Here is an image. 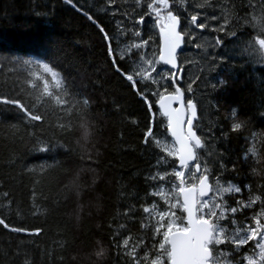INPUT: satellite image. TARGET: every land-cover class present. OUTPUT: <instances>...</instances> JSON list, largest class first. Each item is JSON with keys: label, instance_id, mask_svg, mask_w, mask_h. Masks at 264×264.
Returning a JSON list of instances; mask_svg holds the SVG:
<instances>
[{"label": "trees", "instance_id": "16d2710c", "mask_svg": "<svg viewBox=\"0 0 264 264\" xmlns=\"http://www.w3.org/2000/svg\"><path fill=\"white\" fill-rule=\"evenodd\" d=\"M115 1L118 5L113 0H72L102 31L63 0H0V98L20 99L26 107L35 101L36 110H29L44 116V121L29 123L18 108L0 104V219L10 228L27 229L17 233L0 226V264H130L117 244L128 236L133 238L130 243L143 241L145 247L139 249L143 256L158 239L147 226L154 221L143 209L153 203L164 205L150 193L166 182L146 178L173 170L171 164L157 166L161 157L174 159L161 145V140L171 137L166 118L156 106L158 97L148 95L152 108H147L136 91L143 92L144 85L138 80L133 88L122 74H133L142 49L132 48L123 61L119 59L122 45L126 48L136 42L133 31L147 29V4L152 0ZM185 3L180 6L182 13H200L198 23L204 22L205 14L223 13L231 20L226 30L236 31L239 37L213 31L224 20L209 19L203 30L211 35L213 51L202 64L196 62V68L185 66L183 84L187 95L197 101L201 112L197 129L212 153L202 151L201 156L213 175L219 174L217 161L222 160L229 171L221 180L241 187L232 206L240 199L247 203L250 195L264 199V59L258 44L255 49L247 47L257 36L264 38L258 27L251 26L253 16L264 15V6L261 0ZM200 4L205 7H197ZM121 30L128 33L120 35ZM148 30L160 43L157 29ZM104 32L117 56L116 65ZM217 37L223 44L217 43ZM30 59L41 64L24 63ZM43 63L61 74V89L43 71ZM39 76L48 79L49 90L68 105L49 103ZM165 86L168 91L174 88ZM149 87L156 92L160 86L149 82ZM84 99L89 101L87 107L77 105L67 114L74 100ZM69 123L72 130L62 134L57 125ZM236 123L242 124L240 130H233ZM149 129L154 136L145 144ZM57 140L65 145L63 149L42 151ZM260 207L258 202L235 218L242 226L252 224L251 217ZM37 229L39 234H32ZM102 249L104 254L98 256Z\"/></svg>", "mask_w": 264, "mask_h": 264}, {"label": "snow or ice", "instance_id": "6c2138e0", "mask_svg": "<svg viewBox=\"0 0 264 264\" xmlns=\"http://www.w3.org/2000/svg\"><path fill=\"white\" fill-rule=\"evenodd\" d=\"M68 3L71 4L72 0H68ZM137 3H139V0H137ZM181 3H184V0H181ZM261 5L264 6V0H261ZM249 6L254 7L251 4ZM197 7L204 8L205 5L200 4ZM174 8L176 6L170 3V0H152L151 3L147 4L146 14L149 17V23H152L151 17L155 16V22L159 24L160 31L164 36V48L159 55L158 61L155 59L145 60L141 57L142 64L132 69L133 74L125 76L133 88H135L138 80L144 85L145 90L143 92L139 88H136V91L147 102V108H152V102L148 101V95L158 97L157 103L163 115L168 118V128L171 130V136L175 140V143L171 147L164 146L167 156L174 159L169 161L167 158L161 157L157 160V166L171 164L173 170L165 172L163 175L157 171L146 179L168 182L169 177H171V181H174V183L170 182L168 189L158 186L157 191L150 193L152 197L158 196L163 200L166 205L164 210H160L159 205L156 203H153L151 207L143 209L148 214L150 221L153 216L155 217L154 224L150 223L147 225L152 227L153 236L158 238L154 240L152 248L145 255L139 256V249L145 247V245L143 241L130 243L133 239L131 236L124 238L120 244H117V247H122L125 250L123 254L130 258V264H142V262L144 264H165L166 261L168 264H264V199L261 196L250 195L247 203L243 199L236 200L235 204L237 206L235 207L228 203L226 197L231 198L237 194H241L242 189L230 181L226 183L221 182V176L229 171L222 160L217 161V171L219 174L213 175L212 169L207 165V161L199 154L203 151L208 156L212 155L211 152H208L205 142L194 130L193 121L197 119L196 104L189 100L188 107L190 112L185 109L184 89L177 83L183 79L181 74L184 71L179 66L177 50L185 43V35L191 31L192 27L203 30L208 27L209 19H223L224 23L220 24L219 28L213 29V31H224L226 36L235 37L236 39H239V37L236 31L226 30L231 21L223 13L220 16L212 15L211 17L205 14L204 22L199 23L197 21L200 19V13L186 16L183 22L184 28L182 29L181 15L176 14ZM251 19L254 21V24L251 26L258 27L260 32L264 33V15L259 19L255 16ZM137 23L140 25L144 24L143 15ZM101 30L103 31V29ZM126 34L125 31H120V35ZM133 34L135 37L141 36L139 31H133ZM104 35L108 39L107 32H104ZM192 38L194 39L195 37ZM217 43L223 44V41H220L219 37H217ZM147 44L148 40H143L142 43L127 46L120 52L119 59L123 61L126 53L130 52L132 48L139 50L146 47ZM257 44L259 45L258 50L261 58L264 59V38L257 36L247 47L255 49V45ZM196 47L199 48L200 45H196ZM109 52H112L110 39ZM112 60L115 63L117 56L113 55ZM161 62L163 65H170L171 67L167 69L161 67L160 71H157V65ZM24 63L40 65L41 61L30 59L25 60ZM42 68L45 73L51 74L56 88L61 89L63 82L58 79L61 74L54 71L49 66V63H43ZM117 71L122 72L118 65ZM153 73L156 75L154 76ZM38 78L43 80V95L49 98V103L54 102L56 105H68V101L62 100L61 95L49 90L48 79H45L43 76H39ZM149 82L157 86H163L162 82H165L167 85L175 84V90L168 93V88L165 86V94L163 95L158 90L152 92ZM32 87L35 88L36 85L33 84ZM191 90V85H189L188 91L190 92ZM63 94L65 96L68 95L66 87L63 88ZM176 101H179L180 106L173 108L172 103ZM0 104L18 108L25 115L29 123L44 121V116L34 114V111L29 110V107L36 110L37 104L35 101L31 102L29 107H26L25 103H22L20 99L0 98ZM77 105L84 108L89 105V101L87 99L83 101L74 100L68 106L67 114L71 115V108H75ZM57 127L61 130L62 134H67L72 130L70 123L58 124ZM241 128V123H236L233 126V130H240ZM153 136V132L149 129L146 133L145 144L148 143V138H153ZM42 143L44 142L42 141ZM154 143L157 146L160 145L159 140H155ZM64 147L65 145L57 140L55 143L49 144L48 147L42 149V151L55 152L58 148L63 149ZM177 159L180 170H175V161ZM210 176L212 177L211 180ZM246 188L251 192L250 186H246ZM169 192L171 195H169ZM258 202L261 205L260 211L251 217L254 223L242 226L236 220V215L238 213L242 214L245 209L253 208ZM0 226L17 233L27 231V229L23 228H10L4 219H0ZM39 232L40 230L37 229L32 234L38 235ZM116 235L119 236V230H117ZM250 242H255L251 249V254L243 255L239 259H236L235 256ZM221 246L231 248L232 251H225ZM103 254V249L97 253L98 256H102ZM153 255L154 258H152Z\"/></svg>", "mask_w": 264, "mask_h": 264}, {"label": "rangeland", "instance_id": "374dc122", "mask_svg": "<svg viewBox=\"0 0 264 264\" xmlns=\"http://www.w3.org/2000/svg\"><path fill=\"white\" fill-rule=\"evenodd\" d=\"M113 1L117 4V2L115 0H113ZM185 1L186 0H184V3H181V0H170V3H173L176 6V8H174V10L176 11V14L182 15L184 18L186 16H190V15H184L182 13V11H181V8H180V6L186 5ZM111 4H112V7L111 8H113V6H115V4H113V2H111ZM111 8L109 10L112 13L117 14V12H116L117 9L115 11H113V10H111ZM118 13H119V11H118ZM203 18H204V16H203ZM122 19H123L122 20V25L125 26L126 25V22L124 21V18H122ZM151 19H152V23H147V29L144 28L141 31H139V27H137L135 29L136 31H139L141 33V36L140 37H137L136 42L131 43V44L142 43L143 40H148L147 46L144 47V48H142V55L140 56V58L137 59L136 64H135V68L138 65H141L142 64L141 57H143V59H145V60L146 59H155V60L158 61V56H159V53H160V43L157 42V40H156L155 37H152L149 34V30H148V29H150V27H155L156 18H155V16H152ZM210 21H211V19H210ZM132 36H134L133 33H132ZM186 36H187V39H188V44L191 45V49H189V51L183 52L181 54V60H184L185 61V65L187 64V66H189L191 68L196 62H199L200 61L201 64H202V60H203L202 58L205 59L208 56H210L209 53H210V51H213V47H215V45H213V41H211V35H209L205 30L196 29L195 27H192L191 31L188 32L186 34ZM192 36L195 37V38L193 39ZM131 44H129V45H131ZM194 45L195 46L196 45H200L199 50H197V51L196 50H192V48H194ZM111 49H112V47H111ZM124 49H125V47H122V50H124ZM131 51H132V49H131ZM110 55H111V57L113 55H115L114 52H113V49H112V52L110 53ZM161 67H163L164 69H167L164 65H162L161 63H159L157 65V71H160ZM193 68H196V67L193 66ZM153 75L155 76L156 74L153 73ZM162 85H167V84H165V82H162ZM159 92L162 95L164 94V87L163 86H160L159 87ZM161 142H162V146L163 147L165 145L171 147L174 144L173 140L171 141V140H167V139H163V140H161ZM176 170H180V169H176ZM170 182L171 183H174V181H169L167 184H164L161 187H164L165 189H168L170 187ZM169 195H171L170 192H169ZM172 202L174 203V201H172ZM165 208H166V205L165 204L163 206L162 205L159 206V209L160 210H164ZM178 214H179V212H178ZM152 220L155 222V217L154 216L152 217ZM167 263L168 262L166 261L165 264H167Z\"/></svg>", "mask_w": 264, "mask_h": 264}, {"label": "water", "instance_id": "95a60500", "mask_svg": "<svg viewBox=\"0 0 264 264\" xmlns=\"http://www.w3.org/2000/svg\"><path fill=\"white\" fill-rule=\"evenodd\" d=\"M159 31H160V29H159ZM160 38H161V52L163 51V48H164V36H163V33L160 31ZM184 46H185V43L181 46V48L180 49H178L177 50V57H178V54H179V52L184 48ZM161 52H160V54H161ZM178 62H179V58H178ZM162 63V62H161ZM166 66H168V67H171L170 65H166ZM179 66H180V64H179ZM181 75H183V73L181 74ZM184 104H185V109L187 110V111H189L190 112V109H189V107H187V105H186V99H185V93H184ZM157 106L159 107V104L157 103ZM180 106V104H179V101H176V102H173L172 103V107L173 108H178ZM196 109H197V118H198V108H197V106H196ZM160 111H161V113H162V110L160 109ZM162 115H163V113H162ZM164 116V115H163ZM166 117V116H165ZM167 118V117H166ZM168 119V118H167ZM186 120H187V117H186V119H185V126H186ZM195 123V120L193 121V124ZM194 130H195V128H194ZM196 131V130H195ZM169 132H170V134H171V130L169 129ZM197 132V131H196ZM198 135V134H197ZM173 138V137H172ZM174 139V138H173ZM179 163V162H178Z\"/></svg>", "mask_w": 264, "mask_h": 264}, {"label": "bare ground", "instance_id": "6f19581e", "mask_svg": "<svg viewBox=\"0 0 264 264\" xmlns=\"http://www.w3.org/2000/svg\"><path fill=\"white\" fill-rule=\"evenodd\" d=\"M231 2V1H230ZM128 5V4H127ZM126 7H128V6H126ZM242 8V7H241ZM127 9V8H126ZM202 9V8H201ZM137 11V10H136ZM199 11H201V10H199ZM131 13V12H130ZM124 15V14H123ZM125 16V15H124ZM137 16V15H136ZM229 19V18H228ZM123 20V19H122ZM231 21V20H230ZM127 23V22H126ZM119 25V24H118ZM123 26V25H122ZM239 27V26H238ZM121 28V27H120ZM234 28V27H233ZM255 28H257V27H255ZM253 30V29H252ZM259 30V29H258ZM258 30H257V32H258ZM255 31V30H254ZM260 31V30H259ZM128 33V32H127ZM254 33V32H253ZM254 35V34H253ZM130 37V36H129ZM193 37V36H192ZM222 37V36H221ZM133 39V38H132ZM250 39H251V37H250ZM193 42V41H192ZM122 44V43H121ZM125 44V43H124ZM195 46V45H194ZM122 47H123V45H122ZM121 47V48H122ZM123 51V50H122ZM133 51V50H132ZM245 51H246V48H245ZM195 52V51H194ZM130 53V52H129ZM188 53V52H187ZM253 53V52H252ZM128 55V54H127ZM253 55H254V53H253ZM184 56V55H183ZM203 56V55H202ZM201 56V57H202ZM20 57V56H19ZM255 57H257V56H255ZM137 58V57H136ZM209 58V57H208ZM258 58V57H257ZM203 59V61H204V58H202ZM252 59H253V57H252ZM252 59H251V61H252ZM250 60V59H249ZM255 60H256V62L255 63H259V62H257V59L255 58ZM197 61V60H196ZM254 61V60H253ZM252 61V62H253ZM259 61V60H258ZM200 62V61H199ZM189 63V62H188ZM252 64V63H251ZM135 65V64H134ZM187 65V64H186ZM259 65V64H258ZM202 66V65H201ZM257 66V65H256ZM135 67V66H134ZM199 69V68H198ZM193 70V69H192ZM207 70V69H206ZM205 70V71H206ZM187 71V70H186ZM189 71H191V70H189ZM192 72H194V71H192ZM191 72V73H192ZM187 73V72H186ZM186 80V79H185ZM192 82V81H191ZM192 87H193V85H192ZM200 114H201V112H200ZM199 121V120H198ZM198 125V124H197ZM163 168V167H162ZM161 169V168H160ZM257 209V208H256Z\"/></svg>", "mask_w": 264, "mask_h": 264}, {"label": "flooded vegetation", "instance_id": "af4514ba", "mask_svg": "<svg viewBox=\"0 0 264 264\" xmlns=\"http://www.w3.org/2000/svg\"><path fill=\"white\" fill-rule=\"evenodd\" d=\"M182 19V18H181ZM182 21H184V19H182Z\"/></svg>", "mask_w": 264, "mask_h": 264}]
</instances>
